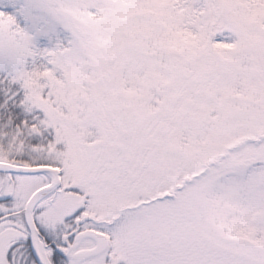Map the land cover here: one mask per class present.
<instances>
[{"label":"snow or ice","instance_id":"1","mask_svg":"<svg viewBox=\"0 0 264 264\" xmlns=\"http://www.w3.org/2000/svg\"><path fill=\"white\" fill-rule=\"evenodd\" d=\"M0 264H264V0H0Z\"/></svg>","mask_w":264,"mask_h":264}]
</instances>
